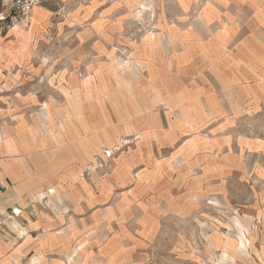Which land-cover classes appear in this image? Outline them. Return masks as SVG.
I'll return each instance as SVG.
<instances>
[{
  "label": "rangeland",
  "instance_id": "obj_1",
  "mask_svg": "<svg viewBox=\"0 0 264 264\" xmlns=\"http://www.w3.org/2000/svg\"><path fill=\"white\" fill-rule=\"evenodd\" d=\"M17 28L0 21V195L15 177L33 195L8 211V242L30 238L28 219L45 226L24 259L264 264L255 11L45 0Z\"/></svg>",
  "mask_w": 264,
  "mask_h": 264
},
{
  "label": "crops",
  "instance_id": "obj_2",
  "mask_svg": "<svg viewBox=\"0 0 264 264\" xmlns=\"http://www.w3.org/2000/svg\"><path fill=\"white\" fill-rule=\"evenodd\" d=\"M241 7L253 10L256 12V26L264 28V0H241ZM40 6L36 7L30 14V20ZM261 21V22H260ZM13 188L6 194L0 195V264H31L29 260L24 259L25 253L35 254L40 252V245L35 240L34 236L44 229L40 216L28 219V226L31 228L32 234L30 238H24L23 241H18L16 244L8 242L6 235H11L4 223L8 211L11 207L26 208L33 195L25 188V183L15 177L13 180ZM81 217V216H80ZM8 222L6 221V224ZM2 224V225H1ZM31 225V226H30ZM14 237V236H13ZM43 264V262L41 263Z\"/></svg>",
  "mask_w": 264,
  "mask_h": 264
},
{
  "label": "built area",
  "instance_id": "obj_3",
  "mask_svg": "<svg viewBox=\"0 0 264 264\" xmlns=\"http://www.w3.org/2000/svg\"><path fill=\"white\" fill-rule=\"evenodd\" d=\"M44 1L45 0H3L4 13L0 21L7 23L10 28L27 24L30 21L31 12L36 7L41 6Z\"/></svg>",
  "mask_w": 264,
  "mask_h": 264
},
{
  "label": "bare ground",
  "instance_id": "obj_4",
  "mask_svg": "<svg viewBox=\"0 0 264 264\" xmlns=\"http://www.w3.org/2000/svg\"><path fill=\"white\" fill-rule=\"evenodd\" d=\"M18 26H16L15 28H17ZM18 29V28H17Z\"/></svg>",
  "mask_w": 264,
  "mask_h": 264
}]
</instances>
